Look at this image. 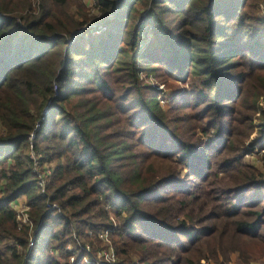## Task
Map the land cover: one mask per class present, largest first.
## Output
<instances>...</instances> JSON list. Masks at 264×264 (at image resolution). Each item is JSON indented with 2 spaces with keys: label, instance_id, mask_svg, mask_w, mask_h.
<instances>
[{
  "label": "trees",
  "instance_id": "obj_1",
  "mask_svg": "<svg viewBox=\"0 0 264 264\" xmlns=\"http://www.w3.org/2000/svg\"><path fill=\"white\" fill-rule=\"evenodd\" d=\"M93 9L0 0V264H86L108 246L95 264L264 257V181L233 156L264 94V0ZM141 71L188 86L164 110Z\"/></svg>",
  "mask_w": 264,
  "mask_h": 264
},
{
  "label": "rangeland",
  "instance_id": "obj_2",
  "mask_svg": "<svg viewBox=\"0 0 264 264\" xmlns=\"http://www.w3.org/2000/svg\"><path fill=\"white\" fill-rule=\"evenodd\" d=\"M81 1L83 2L87 11H89L91 15L95 14L94 12L95 9H93L92 0H81ZM71 10H74V7H72ZM260 15L264 16V11H262ZM142 49L143 48L141 46L137 48L139 52H141ZM140 76L141 78H143V81L146 84H150L152 87L155 88L157 99L159 100L160 105L162 106L164 110H167L172 105V101H171L172 97L170 95H174V94L177 95L178 88H182V87L187 88L188 86V83H184V85H182L181 82L178 80H175V81L169 80L168 81L169 85L165 83H159V81L161 80L160 78L162 77H158L156 75H155L156 77H153L152 74H146V72L144 71H141ZM255 106H256V110L251 116L252 123H253V130L245 140H243L238 146H235V150L237 153H235L233 156L236 159L241 160L245 165L256 169L261 176V180L264 181V146H260L254 142L256 140L255 138H256L257 131L261 129V126L264 123V121L261 119V113L264 112V94H260L258 96L255 102ZM209 134H211V132H209ZM204 138H207V137L204 136ZM17 199H16L17 204H13V206H15L19 212L25 213L26 210L25 211L23 210L24 209L23 204L26 202V196L22 195ZM112 218L113 220L114 219L116 220V218L113 217V214H112ZM80 240L81 239L78 238V241ZM68 248L71 250L70 245H68ZM237 255H238L237 252L230 253V261H231L230 264H242L238 260ZM133 258H136V256H133ZM202 260L203 259H200L198 264H201ZM204 261H206L207 264H215V262L211 259H204ZM69 262H70V258H69ZM254 263L264 264V257L257 259V260H252L251 264H254Z\"/></svg>",
  "mask_w": 264,
  "mask_h": 264
},
{
  "label": "built area",
  "instance_id": "obj_3",
  "mask_svg": "<svg viewBox=\"0 0 264 264\" xmlns=\"http://www.w3.org/2000/svg\"><path fill=\"white\" fill-rule=\"evenodd\" d=\"M33 1V4H37L38 3V0H32ZM95 14H97V10L95 9ZM140 36H142V34H143V32H142V29H140ZM142 47L143 48V44H142V42H140V44L138 45V48L139 47ZM33 137V135H31V138ZM29 157L35 162V164L37 163V161H36V159H35V153H34V151H33V146H32V144H30V146H29ZM35 171H36V173H37V184H38V187H39V190L41 191V192H43L44 193V191H45V186H46V174H49L50 173V170L48 169V168H44L43 170L41 169V167L40 166H38V167H36L35 169H34ZM52 207L53 208H56L57 206L55 205V204H53L52 205ZM16 208V207H15ZM23 210L25 211L26 210V205H25V203L23 204ZM16 210H17V208H16ZM17 218H19V219H21L22 221H25L26 220V218H27V215H26V213H23V212H19L18 210H17ZM99 238L103 241V242H105V243H107L108 242V240H107V233L106 232H101L100 234H99ZM32 241H30L29 242V246H32ZM85 248L87 249V250H89L90 249V246L88 245V244H86L85 245ZM101 257H103V258H107L108 260H111V261H114L115 260V254H114V252H113V250H112V248H111V246H108L106 249L105 248H102V249H100V250H98L97 252H96V255L95 256H90V257H88V256H86L85 257V262H86V264H93L94 262H95V258H101ZM74 260V257L73 256H71L70 257V261L72 262ZM95 264V263H94ZM201 264H207V262L206 261H204V259L201 261Z\"/></svg>",
  "mask_w": 264,
  "mask_h": 264
},
{
  "label": "crops",
  "instance_id": "obj_4",
  "mask_svg": "<svg viewBox=\"0 0 264 264\" xmlns=\"http://www.w3.org/2000/svg\"><path fill=\"white\" fill-rule=\"evenodd\" d=\"M92 3H94V0H92ZM17 200H18V199H17ZM14 203H16V204H17V201H15ZM14 203H13V204H14ZM254 264H255V263H254ZM256 264H258V263H256Z\"/></svg>",
  "mask_w": 264,
  "mask_h": 264
}]
</instances>
